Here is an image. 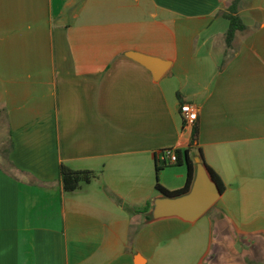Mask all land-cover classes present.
<instances>
[{
  "label": "crops",
  "instance_id": "crops-1",
  "mask_svg": "<svg viewBox=\"0 0 264 264\" xmlns=\"http://www.w3.org/2000/svg\"><path fill=\"white\" fill-rule=\"evenodd\" d=\"M234 1L0 0V264H154L152 229L204 216H154L158 183L188 179L168 148L189 149L194 181L201 160L225 184L208 212L226 250L205 264H264V0H241L229 44ZM131 51L171 68L157 80ZM62 164L97 176L67 192Z\"/></svg>",
  "mask_w": 264,
  "mask_h": 264
},
{
  "label": "rangeland",
  "instance_id": "rangeland-1",
  "mask_svg": "<svg viewBox=\"0 0 264 264\" xmlns=\"http://www.w3.org/2000/svg\"><path fill=\"white\" fill-rule=\"evenodd\" d=\"M9 144L6 122L0 120V156H4ZM213 211L204 215L196 224L172 225L160 231L152 229V244L145 247V253L152 258V263L155 264L160 256H165L167 264H196L199 256L203 255L204 261L200 264H205L218 251L225 252V248L211 243V235H215V232L222 233L225 225L223 217L216 210Z\"/></svg>",
  "mask_w": 264,
  "mask_h": 264
},
{
  "label": "water",
  "instance_id": "water-1",
  "mask_svg": "<svg viewBox=\"0 0 264 264\" xmlns=\"http://www.w3.org/2000/svg\"><path fill=\"white\" fill-rule=\"evenodd\" d=\"M131 58L149 68L154 78L161 79L171 68L172 62L158 57L131 51ZM200 163L192 189L177 196L165 195L158 199L154 207V216L180 217L190 222H195L205 215L221 198L222 191L219 184L213 178L208 166Z\"/></svg>",
  "mask_w": 264,
  "mask_h": 264
},
{
  "label": "trees",
  "instance_id": "trees-1",
  "mask_svg": "<svg viewBox=\"0 0 264 264\" xmlns=\"http://www.w3.org/2000/svg\"><path fill=\"white\" fill-rule=\"evenodd\" d=\"M240 2L241 0H235L234 3L229 8V11L227 13H224L225 16L230 20V27L227 33V41L229 44L234 40L237 31L244 29V24L242 23L240 17L238 16V8L240 5ZM0 114H1V111H0ZM197 135H198V130L196 127L194 129V134L192 138L193 144L197 139ZM177 156H178V162H177L178 164H183L184 162L187 163L188 179H187L186 185L182 189H179L176 191H169L158 183L157 185L158 190L170 196H177V195L189 192L194 182V164L191 158L189 157V149H186L185 151L178 149ZM160 169L161 167L157 165L156 167L157 172H159ZM209 170L212 173L215 181L219 184L222 193H224L225 184L222 178L211 167H209ZM96 176L97 174L94 171L75 170L65 164H62L60 166V179L63 183L64 190L67 192L77 190L81 186L82 183L92 182V180L96 178Z\"/></svg>",
  "mask_w": 264,
  "mask_h": 264
},
{
  "label": "built area",
  "instance_id": "built-area-1",
  "mask_svg": "<svg viewBox=\"0 0 264 264\" xmlns=\"http://www.w3.org/2000/svg\"><path fill=\"white\" fill-rule=\"evenodd\" d=\"M180 114L184 122V129L191 130L196 125L199 117V108L194 103H183L180 108ZM176 148H168L162 152V159L167 164H176L178 162Z\"/></svg>",
  "mask_w": 264,
  "mask_h": 264
}]
</instances>
